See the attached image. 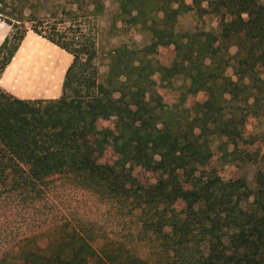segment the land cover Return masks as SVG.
<instances>
[{"label": "trees", "instance_id": "1", "mask_svg": "<svg viewBox=\"0 0 264 264\" xmlns=\"http://www.w3.org/2000/svg\"><path fill=\"white\" fill-rule=\"evenodd\" d=\"M104 16L150 43L102 49L100 76L82 22ZM0 23V77L28 31L72 56L56 99L0 88V264H264V134L246 129L264 115V1L0 0ZM65 189L103 225L60 213Z\"/></svg>", "mask_w": 264, "mask_h": 264}, {"label": "rangeland", "instance_id": "2", "mask_svg": "<svg viewBox=\"0 0 264 264\" xmlns=\"http://www.w3.org/2000/svg\"><path fill=\"white\" fill-rule=\"evenodd\" d=\"M67 0H60V2L64 3ZM187 2H190L191 0H186ZM259 2H263L264 0H257ZM106 6L107 12L110 13L114 11L115 6L114 5H109V1H106ZM107 17H101L97 21H93L90 18H87L84 20L83 25L85 26L86 29V36L88 37H93L94 35V30L96 29V44L100 48L99 50V60H98V69H99V74L102 76L106 69H105V61H102L103 58V51L102 49H111L113 47H116L122 43H130L132 41H135L139 46H144L148 45L150 43L149 39L147 36L142 35L136 30H130V29H125L121 30L120 32H115L111 31L109 22H107ZM203 27L206 30H211L216 27V19L210 16H206L203 19ZM95 24V25H94ZM195 21L192 17L191 14L183 15L179 17L178 19V28L181 30H188L194 27ZM9 29V28H8ZM9 31V30H8ZM2 30H0V41L3 38L2 36ZM30 38H36L38 40H43L41 41H36L33 40L32 42L28 39L24 44L29 46L35 47L39 52L43 53L46 55L45 61H44V66L40 70L39 75L41 78H43L47 84L50 86L51 90L55 91L58 89L60 86V83L63 78V70L64 67L66 66L67 63V58L66 56L69 55L65 51L59 49L58 47L53 46V44L49 43L48 41L42 39L41 37L30 33L29 36ZM236 51V48L233 47L230 50L231 54H234ZM159 60L160 63H165L169 58L172 57L173 55V48L172 46H167L164 48H159ZM24 55V54H23ZM21 56V58L24 59V56ZM20 60V52L17 55L14 63H13V68L15 69L16 64ZM228 75L232 74V70L228 69L226 72ZM177 86L181 84V81H176L175 83ZM178 93L174 94H167L164 96V99L166 102L171 100L174 97H177ZM201 98V96H199ZM193 98L190 97L187 101V105H190L192 101L195 100H200V98ZM246 129L249 133L251 134H264V115L261 116V118H251L247 123H246ZM262 136V135H260ZM262 151L264 153V145L262 146ZM252 177V172H249L248 178L251 179ZM55 201H56V206L57 209L60 213H72L73 210L78 211L79 215H83L86 217L87 215L93 217V219H97L99 221V224L103 225V218H100V213L103 210L102 207L96 203L94 200H92L90 197L82 193L81 191H73L69 189H65L63 191H60L57 195H55ZM91 213V214H90ZM88 217V216H87ZM107 231L109 230L110 223L105 225ZM120 229H115L113 228V231H119ZM100 242H97L95 244L96 247L101 246Z\"/></svg>", "mask_w": 264, "mask_h": 264}, {"label": "crops", "instance_id": "3", "mask_svg": "<svg viewBox=\"0 0 264 264\" xmlns=\"http://www.w3.org/2000/svg\"><path fill=\"white\" fill-rule=\"evenodd\" d=\"M8 28L9 27L5 25L4 23H0V30H2L3 32L2 33L3 38L0 41V44L3 42L4 38L10 33V28L9 29ZM30 33L32 32L31 31L27 32L24 40L22 41L11 63L6 67L5 71L2 73L0 77V88L18 99H24V100L56 99L61 94V85H62L63 78H62V81L58 89L53 91L51 90L50 86L47 84V82L43 78H41L39 75H36L33 71L26 69L27 68L25 65L26 60L24 61L23 58L19 61L17 67L15 69H12L13 63L17 55L19 54V51L22 45L28 39L31 42L33 40L41 41L36 38L28 37ZM66 58H67V63H66V66L64 67L63 75L65 74L66 69L68 68V66L70 65L72 61L71 55H67Z\"/></svg>", "mask_w": 264, "mask_h": 264}, {"label": "bare ground", "instance_id": "4", "mask_svg": "<svg viewBox=\"0 0 264 264\" xmlns=\"http://www.w3.org/2000/svg\"><path fill=\"white\" fill-rule=\"evenodd\" d=\"M0 37H1V34H0ZM19 52H20V60L22 59L21 56L24 54L23 60L24 61L26 60V62H25V65L27 67L26 69L33 71L36 75L38 73H40V70L44 66V61H45L46 55L39 52L35 47H33V46L27 47V45H25V44L22 45ZM20 60H18L16 67H17ZM16 72H18V71H16Z\"/></svg>", "mask_w": 264, "mask_h": 264}]
</instances>
